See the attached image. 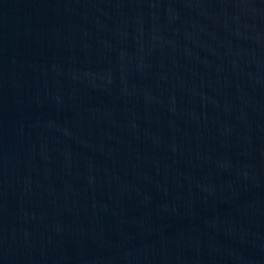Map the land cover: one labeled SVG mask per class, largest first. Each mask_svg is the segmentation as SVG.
<instances>
[{
	"label": "water",
	"instance_id": "95a60500",
	"mask_svg": "<svg viewBox=\"0 0 264 264\" xmlns=\"http://www.w3.org/2000/svg\"><path fill=\"white\" fill-rule=\"evenodd\" d=\"M0 264H264V0H0Z\"/></svg>",
	"mask_w": 264,
	"mask_h": 264
}]
</instances>
